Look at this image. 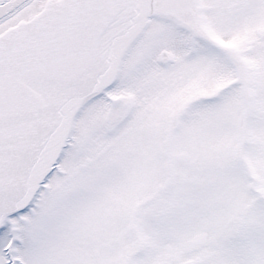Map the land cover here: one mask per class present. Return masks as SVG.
Returning <instances> with one entry per match:
<instances>
[{
	"label": "rangeland",
	"instance_id": "obj_1",
	"mask_svg": "<svg viewBox=\"0 0 264 264\" xmlns=\"http://www.w3.org/2000/svg\"><path fill=\"white\" fill-rule=\"evenodd\" d=\"M201 4L246 55L244 82L230 54L154 14L120 81L83 103L61 172L0 226V264L11 241L16 264H264V0Z\"/></svg>",
	"mask_w": 264,
	"mask_h": 264
},
{
	"label": "water",
	"instance_id": "obj_2",
	"mask_svg": "<svg viewBox=\"0 0 264 264\" xmlns=\"http://www.w3.org/2000/svg\"><path fill=\"white\" fill-rule=\"evenodd\" d=\"M28 1L0 0V21ZM150 12L230 47L208 33L195 0H45L0 30V226L31 203L79 108L116 77Z\"/></svg>",
	"mask_w": 264,
	"mask_h": 264
},
{
	"label": "flooded vegetation",
	"instance_id": "obj_3",
	"mask_svg": "<svg viewBox=\"0 0 264 264\" xmlns=\"http://www.w3.org/2000/svg\"><path fill=\"white\" fill-rule=\"evenodd\" d=\"M196 1V5H197V9H198V13H199V17L200 20L203 22V24L206 26L207 30L211 33H213V30L210 28H213V26L211 27L210 22L207 23V21L205 22L204 19L205 17L203 16V9H202V4H201V0H195ZM235 4H233L231 7H233ZM210 25V26H209ZM183 26V25H181ZM184 28H186L187 30H189L191 33H194L192 30H190L189 28H187L186 26H183ZM195 34V33H194ZM197 37L201 38L202 40H204L202 37L196 35ZM205 42H207L206 40H204ZM208 43V42H207ZM250 48V47H249ZM222 50H224V52L226 51L228 54H230V56L233 58L232 61V66L235 67L236 69V74H237V79L240 81L242 80L244 82L245 80V74H249V63L246 62V55L242 52H238L237 53V57L236 54L234 53V50L232 48L229 47V49L223 48ZM249 50V49H248ZM168 58V56H167ZM238 59L237 62H235L234 60ZM167 62V61H166ZM121 79V78H120ZM249 80V78H247ZM249 85V83H248ZM245 119V118H244ZM198 257V256H197ZM201 258V257H200ZM202 259V258H201ZM200 259V260H201Z\"/></svg>",
	"mask_w": 264,
	"mask_h": 264
},
{
	"label": "bare ground",
	"instance_id": "obj_4",
	"mask_svg": "<svg viewBox=\"0 0 264 264\" xmlns=\"http://www.w3.org/2000/svg\"><path fill=\"white\" fill-rule=\"evenodd\" d=\"M45 2V0H30V1H28L25 5H23L20 9H18L16 12H14L13 14H11L10 16H8V17H6V18H4L3 20H1L0 21V30L2 29V28H4L6 25H8L10 22H12L14 19H16L18 16H20L22 13H24L26 10H28L29 8H32V7H35V6H37V5H40V4H43ZM149 26V25H148ZM148 28V27H147ZM146 28V29H147ZM146 31V30H145ZM145 31H144V33H145ZM144 33L142 34V36L144 35ZM141 36V37H142ZM140 37V38H141ZM139 38V39H140ZM134 45V44H133ZM124 65V64H123ZM122 71H123V66H122V70H121V73H120V76H119V78L117 79V81L111 86V87H113V86H115L119 81H120V78H121V75H122ZM110 87V88H111ZM78 117H79V115H78ZM77 121H78V118H77V120H76V125H77ZM75 125V126H76ZM73 133H75V132H73ZM67 147L68 146H66V149H67ZM66 149H65V153H66ZM53 173H54V171H52L51 172V174L49 175V178H50V176H52L53 175ZM49 180V179H48ZM47 180H45V182H46ZM42 189V188H41ZM41 189H40V191H39V194H40V192H41ZM39 194H38V196H39ZM38 196H37V198H38ZM36 201V200H35Z\"/></svg>",
	"mask_w": 264,
	"mask_h": 264
}]
</instances>
